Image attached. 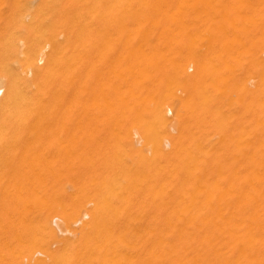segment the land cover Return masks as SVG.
<instances>
[{"label":"bare ground","instance_id":"bare-ground-1","mask_svg":"<svg viewBox=\"0 0 264 264\" xmlns=\"http://www.w3.org/2000/svg\"><path fill=\"white\" fill-rule=\"evenodd\" d=\"M0 264H264V0H0Z\"/></svg>","mask_w":264,"mask_h":264}]
</instances>
